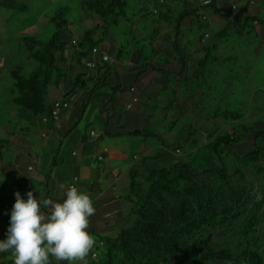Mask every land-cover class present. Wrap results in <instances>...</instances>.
<instances>
[{
  "label": "crops",
  "instance_id": "obj_1",
  "mask_svg": "<svg viewBox=\"0 0 264 264\" xmlns=\"http://www.w3.org/2000/svg\"><path fill=\"white\" fill-rule=\"evenodd\" d=\"M153 1L136 0L139 8H148L150 11ZM232 3L236 5V11H232V20L244 17L248 8L247 0H216L217 7L225 15L230 16V13L226 14L227 9L222 7L231 8ZM171 5L177 9L180 17L177 20L175 40L169 41L170 35L164 31L166 25L161 24L156 33L158 44L162 42L174 44L180 37L183 39L182 27L190 29L196 25L201 31L191 50L186 48L187 53H182L180 58L178 57L175 66L173 65L172 68L156 66L158 69L169 70L171 73L152 68L151 63L160 62L164 58L162 55H155L150 62L147 59L149 63L145 64L146 56L140 49L134 48L128 56L121 45L117 46L115 42L105 41L104 31H110L108 17L103 19L91 12L95 24L92 31L97 30L99 25L103 29L98 39L102 41L100 50L109 54L107 61L113 60L115 67H108L107 61H102L100 58L95 69L85 67L83 57L86 55L82 54L85 50L79 44L72 45L71 40H77V38L71 37L70 44L73 46V53L67 55L68 59L71 58V63L65 62L63 65L67 70L65 76L68 78L74 76L73 86H78V88L73 89L71 97L66 98L68 93L64 85L59 87V84H55L54 90L60 91L59 95L47 97L49 104L58 99L69 102V107L61 114L59 126H54L51 120L43 121V115H38V118L31 112L32 114L28 116L32 124L37 122L36 126L39 128L32 134L24 133L26 126H21L20 131L17 132H13L9 124L0 127V132L4 131L0 136V228L9 227L17 191L25 200L27 192L32 191L38 201L41 199L62 201L65 194L64 190L58 189V185L63 183L67 187L72 182L79 191L89 194L96 209L95 215L90 217L87 229L95 237L96 245L82 264H94V262H89L95 257L92 253H97L96 248L101 244L100 237H114L121 229L128 227L132 216V205L126 196L130 175L134 173L132 170L138 173L146 172V167L143 166L141 160L149 155H166L168 163L175 162L178 160L175 157L180 156V151L178 153L173 151L165 142L164 137H155L154 134L132 136L122 132L147 129L152 124L155 126L154 130L163 129L164 134L174 125L180 124L181 127L182 121L178 123L181 117L185 121L188 114L196 115L193 110L200 100L203 102L204 94L199 91L200 83H192L186 78L195 69L196 62L202 59L198 55L201 44L204 42L199 40L202 32L209 35L208 28L213 22L215 23L216 20L222 24L224 22L220 15L211 8H199L193 0L190 2L165 0L164 5L159 7L158 15L166 23H168ZM192 9H197L196 13ZM187 11L190 12L186 13ZM201 14L207 16L208 23L199 18ZM137 28L138 23L133 26L134 30ZM84 33L88 34V31ZM164 50L168 49L163 48L161 52H166ZM169 53L167 52L166 55L171 57ZM182 59L187 60L183 72L180 68L183 64ZM228 59L233 62L237 61L233 56ZM173 60L176 58L173 57ZM79 64L87 70H79ZM211 65L214 64L208 65V74ZM118 68H122L123 72H119ZM110 70L120 77L121 89L115 92L109 86L96 87L95 85L104 73L108 74L109 80H112L114 84L115 77ZM126 73L127 84H124L122 75ZM209 78L210 74L208 81ZM92 97H98L95 104L91 101ZM134 97L137 101H133ZM204 102L206 103V100ZM89 104L91 105L88 107ZM127 104L131 106L127 107ZM146 109L153 110L152 114H147ZM132 114L143 118V121H132L130 119ZM167 124L170 126L166 129L164 126ZM76 127L78 128L76 136L70 138L69 132ZM90 131L94 133L90 134ZM216 138L218 136L213 139L211 137L212 140ZM179 141L182 142L181 137L176 139L173 146L178 147L181 144ZM103 148L107 149L103 152V159H96V155L102 152ZM157 149H160V152L154 154V150ZM151 161L154 159L147 162ZM74 177H76L75 181ZM42 210L48 211L44 208ZM50 260L51 264H63L51 257ZM0 264H14L10 252H0Z\"/></svg>",
  "mask_w": 264,
  "mask_h": 264
},
{
  "label": "rangeland",
  "instance_id": "obj_2",
  "mask_svg": "<svg viewBox=\"0 0 264 264\" xmlns=\"http://www.w3.org/2000/svg\"><path fill=\"white\" fill-rule=\"evenodd\" d=\"M21 1L27 3L28 9L26 11L18 12L0 8V127L9 124L11 130L17 132L20 131L21 126H26L27 129L24 133L32 134L33 131H38L39 128L36 126L37 122L32 124V120L28 116V114H32L31 111H26V109L12 102V98L17 95L13 75L27 78L38 64L27 58L25 50L18 45L17 39L21 36L47 39L56 31L55 22L61 23V19H65L67 25L63 27L61 32V39L65 42V53L62 56L65 57L64 62L69 64L71 58L68 59L67 55L73 53L70 38L74 37L77 40L87 38L96 41L101 36L103 29L99 25L97 30L92 31L95 25L92 13L86 9L83 0ZM185 1L190 2V0ZM121 5L124 8V13H119L120 16L117 17L108 16L107 18L110 31H104L105 41L115 42L117 46L121 45L128 56L131 55L134 48L140 49L146 56L145 64L149 63L155 55H162L165 59L151 63L153 67L165 66L166 68H172L181 54L187 53L186 48L191 50L192 45L196 43L195 39L201 33L196 25L190 29L182 27L181 35H184L183 39L180 37L181 39L179 38L174 44H166L165 42L158 44L159 41L154 30L158 32V27L161 24L166 25L164 31L170 35L169 41L173 42L175 40L177 20L180 18L177 9L173 5L170 6L169 19L166 23L159 18L158 13H153L148 8H139L136 0H121ZM222 8L227 9L226 14L232 12L229 6ZM246 10V14L241 19H234L233 21L232 15H229L232 22L236 24V29H233L227 37L217 36L223 26L227 24V21H224L223 24L219 23V20L213 22L208 28V37H205L202 32L199 40L204 41L205 44L204 42L201 44L198 55L203 58V46H208L211 48V56L217 60L213 63L214 65L209 67V83L207 82L208 84L204 87H198L199 91L204 94L203 102L199 98L200 101L198 100L197 107L193 110L196 115L188 114L185 121L182 117L179 119L178 123L182 121L183 124L181 127L180 124L174 125L170 128V131L163 134V129L161 131L160 129L154 130L155 126L150 124L149 127L156 131L160 138L164 137L165 142L173 151L179 148L180 156L175 157L178 158L177 161L168 163L166 155H158L157 159L159 160L147 162V166L154 168L169 166L177 162H190V170L194 174H201L193 176L196 186H200L202 182L217 183L219 180L216 174L204 171L206 162H218L216 154L208 147V142L214 137H219L224 133L232 134V131H235L233 132L234 136L239 141L233 143L230 150L222 151L221 156L228 172L232 173L234 168H239L242 171L246 206L236 219L228 221L225 225H217L212 229L209 241L214 249H228L232 253H237L247 246L248 237L244 233L249 221L253 217H257V227L252 242L262 256L264 264V158L251 163L238 160L232 153L241 156L251 150L253 148V131L257 129L264 130V22H260L257 17H252L257 15L264 21V0H257L256 4L248 6ZM60 11L64 15H61ZM116 11L120 12L119 9ZM56 16L57 19L52 22V19ZM245 19L246 25L242 28ZM137 23L138 28L134 30L133 26ZM85 31H88V34H85ZM163 48L168 50H164L166 52L163 53L161 52ZM167 52H170L171 57L166 55ZM172 56L176 60H173ZM230 56H233L237 61L227 60ZM147 59L149 62H147ZM106 64L108 67H115L113 60L107 61ZM59 67L62 72H67L61 62ZM78 68L79 70H87L82 64H79ZM118 69L119 72H123L122 68ZM122 77L123 83L127 84V73L123 74ZM73 79L74 76L68 78L63 73L56 74L51 80L48 98L59 95L60 91L54 90L55 84H59V87L64 85L67 93H70L73 89L77 90V87L73 86ZM68 82L70 84L67 85ZM92 98L91 101L95 104L98 97ZM204 100H206V103ZM188 105L190 106V103ZM152 111L146 109L149 115L152 114ZM37 117L39 118V116ZM130 119L136 122L143 121V118H139L134 114L130 116ZM160 119L163 120V118ZM169 126L170 124H167L164 128L167 129ZM77 130L76 127L70 131L69 137L76 136ZM2 133L4 131L0 132V136H2ZM178 137H181L182 142L179 141L181 144L174 147L173 145ZM256 142L258 145L264 146V138H257ZM159 152L160 149L154 150V154ZM136 173L137 179L143 187H148L150 183L148 173ZM177 187L181 190L183 183H179ZM135 220L136 217L132 213L128 227ZM96 258L97 256L93 257V260L89 263L95 262ZM206 264L236 263L211 259Z\"/></svg>",
  "mask_w": 264,
  "mask_h": 264
},
{
  "label": "trees",
  "instance_id": "obj_3",
  "mask_svg": "<svg viewBox=\"0 0 264 264\" xmlns=\"http://www.w3.org/2000/svg\"><path fill=\"white\" fill-rule=\"evenodd\" d=\"M83 2L88 11L103 19L110 15L117 17L120 16L119 13H124L121 0H83ZM256 2L257 0L255 4ZM247 6L253 5H248L247 2ZM206 7L211 8L224 21H227L217 36L227 37L233 29H236V24L232 22L229 15H225L217 7L216 0H211ZM0 8L23 12L28 9V5L21 0H0ZM117 9L120 12H117ZM230 10L236 11L235 8ZM192 11L196 13L197 9ZM188 12L190 11L186 13ZM60 14L64 15L62 11ZM230 14L233 15L232 12ZM252 17H257L260 22H264L257 15ZM56 19L57 16L52 19V22ZM246 19L242 28L246 25ZM66 25L65 19H61V23L55 22L56 31L47 39H37L33 36H21L17 39L18 45L25 50L27 58L35 61L38 66L27 78L13 75L17 95L12 98V102L37 116L49 115V109L54 101L50 104L47 101L51 80L56 74H65L59 66L60 62L65 63L62 57L65 53V42L61 39V32ZM101 42L84 38L77 41V44L84 48L85 52L82 54L87 55L92 47L100 48ZM203 52L204 57L196 62L195 69L186 78L192 83H200L201 87L208 82V65L217 61L211 56V48L204 47ZM182 62L180 68L183 72L187 60L182 59ZM152 68L171 73L169 70L153 66ZM110 73L115 77L114 84L112 80H109L108 74L104 73V76L98 78L96 87L109 86L113 92L120 90V77L111 70ZM71 95L72 92L65 97L69 98ZM233 132L235 131H232V134L224 133L208 142V147L216 154L218 162H206L204 171L216 174L219 180L217 183L202 182L200 186H196L193 176L201 174H194L190 170V162H177L169 166L149 168L146 165L147 161L155 160L157 156L143 157L141 162L146 167L150 183L144 188L137 179L136 172L132 170L134 173L130 175L126 196L132 205V213L136 220L131 226L121 229L114 237H100L101 244L96 248L97 258L94 264H206L211 259L233 261L236 264H263L262 256L252 242L256 232L257 217L249 221L244 233L248 237V244L239 252L214 249L209 241L212 229L236 219L246 206L245 189L242 185L243 173L239 168H234L232 173L228 172L221 156L222 151L230 150L232 144L239 141ZM122 133L132 136L154 134L155 137H159L158 133L151 128L128 130ZM61 138H63L62 135ZM257 138H264L263 129L253 131L251 150L241 156L232 152L234 156L240 161L251 163L263 159L264 146L257 144ZM175 151L178 153L180 150L176 148ZM179 183H183L181 190L177 187ZM62 263L66 264V262Z\"/></svg>",
  "mask_w": 264,
  "mask_h": 264
},
{
  "label": "clouds",
  "instance_id": "obj_4",
  "mask_svg": "<svg viewBox=\"0 0 264 264\" xmlns=\"http://www.w3.org/2000/svg\"><path fill=\"white\" fill-rule=\"evenodd\" d=\"M58 189L64 190L62 201H38L32 191L25 200L15 193L6 238L0 240V252H10L14 264H51L50 257L82 264L95 247V237L87 230L96 213L89 194L63 183Z\"/></svg>",
  "mask_w": 264,
  "mask_h": 264
},
{
  "label": "built area",
  "instance_id": "obj_5",
  "mask_svg": "<svg viewBox=\"0 0 264 264\" xmlns=\"http://www.w3.org/2000/svg\"><path fill=\"white\" fill-rule=\"evenodd\" d=\"M193 2L195 3V5L197 7H206L211 3V0H193ZM248 5H254L255 4V0H247ZM165 0H154L152 2V6H151V11L153 13H158L159 12V7L164 5ZM236 7V5L234 3L231 4V8L234 9ZM200 19L205 21V22H209L207 19V16L204 14L200 15ZM204 36H208L207 33L204 34ZM72 45H76L77 44V40L72 39L71 40ZM101 59L103 61H107L109 60V54L105 51H101L99 47L94 46L90 49V52H88V54L86 56L83 57V64L85 67L90 68V69H95L97 64H98V59ZM133 101H137V98L134 97ZM130 104H127V107H130ZM69 107V102L67 100H54L51 104L50 107V113L49 115H44L43 117V121H47V120H51L52 124L56 127L59 126V121L61 118V114L64 110H66ZM93 131H90V134H93ZM106 148L102 149V152H100L99 154L96 155V159L98 160H102L103 159V152H106ZM178 151V150H177ZM76 177L73 178V180L75 181ZM73 182L71 184H69V186H73ZM8 227H2L0 228V240H3L6 238V232H7ZM92 256H96V253H92Z\"/></svg>",
  "mask_w": 264,
  "mask_h": 264
}]
</instances>
